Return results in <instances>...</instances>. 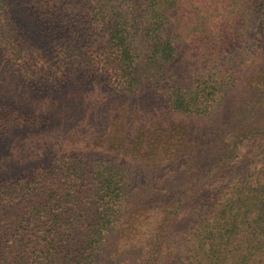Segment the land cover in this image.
<instances>
[{"label":"trees","instance_id":"1","mask_svg":"<svg viewBox=\"0 0 264 264\" xmlns=\"http://www.w3.org/2000/svg\"><path fill=\"white\" fill-rule=\"evenodd\" d=\"M227 1L234 5L230 16L248 15V7L240 8L250 6L254 24L264 28V0ZM177 2L0 0V74L42 99L96 85L124 98L152 91L171 114L202 118L215 105L209 93L214 83L184 87L172 80L178 48L171 20ZM258 46L254 38L253 48ZM130 114L129 121L117 118H124L125 129L147 120V114L134 113L132 119ZM32 125L26 133L38 127ZM53 127L58 133L36 130L17 148L6 150L0 143V264H100L104 244L130 209L134 182L128 168L101 152L78 149L94 144L92 132L78 133L75 125ZM8 128L0 119V141L11 138ZM174 129L183 133L182 140L189 132L185 123L168 130L161 121L150 134L171 141ZM257 135L252 142H264V135ZM84 136L89 143L77 141ZM234 172L232 180L194 205L184 254L172 264H264V166L257 170L244 162ZM164 236L161 231L143 246L142 257L148 258L134 264H156L167 246ZM149 245L152 254L144 249Z\"/></svg>","mask_w":264,"mask_h":264},{"label":"rangeland","instance_id":"2","mask_svg":"<svg viewBox=\"0 0 264 264\" xmlns=\"http://www.w3.org/2000/svg\"><path fill=\"white\" fill-rule=\"evenodd\" d=\"M230 5L227 0H178L172 12L171 35L178 48L170 67L175 74L172 80L177 78L184 87L214 83L209 93L215 105L202 118L172 115L165 100L152 91L124 98L96 85L83 93L42 99L0 74V119L8 124L11 134L10 139L0 141L5 142L6 150L21 146L33 138L32 132L38 133L36 130L58 133L51 130L53 123L57 129L75 125L78 133L92 132L89 135L94 141L92 146L78 149L89 154L101 152L133 175L130 209L104 244L100 264L145 261L148 257H142L143 246L156 240L161 231L167 246L157 255L156 264H172L184 254L183 241L195 217L194 205L223 181L232 180L244 162L257 170L263 168L264 142L252 140L258 131L262 133L256 138L264 135V28L254 24L250 6L240 8L248 7V15L232 17L230 11L235 10ZM254 38L259 40L257 48H253ZM54 91L51 86V94ZM26 107L25 112L18 110ZM156 108L165 109L149 118ZM128 113L130 119L134 113L147 114V120H135L125 129L121 126L124 118L119 122L117 118L127 119ZM161 121L168 130L185 123L189 132L182 140L183 133L174 129L171 141H157L150 132ZM32 124L38 127L26 133L25 127ZM85 140L90 142L85 136L77 139ZM150 247L144 249L152 254ZM173 248H178V255L173 254Z\"/></svg>","mask_w":264,"mask_h":264}]
</instances>
